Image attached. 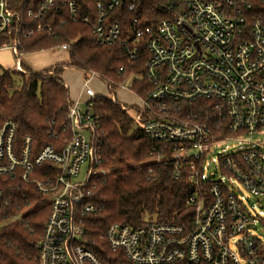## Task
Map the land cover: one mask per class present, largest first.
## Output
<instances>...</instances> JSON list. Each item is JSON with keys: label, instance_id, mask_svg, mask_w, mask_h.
<instances>
[{"label": "built area", "instance_id": "1", "mask_svg": "<svg viewBox=\"0 0 264 264\" xmlns=\"http://www.w3.org/2000/svg\"><path fill=\"white\" fill-rule=\"evenodd\" d=\"M27 1L0 0V51H11L17 61L20 38L50 31L41 20L48 9L88 22L74 0ZM120 5L134 7L132 0L96 1L91 30L99 44L119 39L121 28L107 14ZM165 8L170 15L155 27H135L127 47L131 59L141 44L144 49V95L133 106L112 101L154 143V159L168 163L175 180L190 183L185 205L191 213L183 221L147 218L140 228L114 222L104 238L117 253L115 264H264V239L257 234L264 232V139L245 138L264 131V0H178ZM54 49L68 51L69 44ZM94 78L101 76L84 71L89 100L70 102V137L60 149L47 144L31 154L32 139L26 137L16 153L15 123L0 126V182L6 175L19 177L50 206L37 264H103L86 247V216L96 212L88 202L91 180L105 173L89 86ZM45 164L52 173L33 176ZM0 199L7 203L2 183Z\"/></svg>", "mask_w": 264, "mask_h": 264}, {"label": "trees", "instance_id": "2", "mask_svg": "<svg viewBox=\"0 0 264 264\" xmlns=\"http://www.w3.org/2000/svg\"><path fill=\"white\" fill-rule=\"evenodd\" d=\"M96 1L74 0L77 13L87 14L88 22L72 21L70 15L54 7L41 19L50 26V31H35L30 37L20 38V53L69 44L68 62L56 66L54 77L27 69V74L10 69L0 73V126L6 120L15 123L16 153L22 149L26 137L32 139L31 154H37L47 144L60 149L70 137L67 113L71 100L61 78L64 67L95 71L110 83L111 92L119 83L142 75L146 59L142 44L136 59H131L127 52L134 28L155 27L158 21L170 15L165 5L178 0H132V10L120 5L109 11L108 20L116 21L121 28L119 39L111 45L99 44L91 30L97 17ZM131 88L138 96H143L147 84L144 80L134 81ZM93 110L100 119L99 166L105 173L91 180L88 202L95 206L96 212L86 216V247L103 264H115L117 253L104 238V231L111 223L140 228L147 218L183 221L191 213L185 200L193 188L185 177L175 180L168 163L154 159L151 154L154 143L135 126L119 104L95 96ZM51 173L49 165L45 164L35 168L33 176L41 178ZM4 178L0 183L8 200L2 205L0 199V264H37V242L50 206L45 202L19 217L18 213L39 204L45 197L33 184L19 177L6 175ZM17 215L18 218H13Z\"/></svg>", "mask_w": 264, "mask_h": 264}, {"label": "rangeland", "instance_id": "3", "mask_svg": "<svg viewBox=\"0 0 264 264\" xmlns=\"http://www.w3.org/2000/svg\"><path fill=\"white\" fill-rule=\"evenodd\" d=\"M55 51L58 54H65L64 52L57 50V49H55ZM24 53H26V52H24ZM28 53H30V52H28ZM50 54L51 53L46 54L44 52H39V53L35 54L33 59L34 60L38 59V58L44 59L47 56H49ZM0 60L4 61V63L10 62L12 67L15 64V62H14L15 57L9 51H1L0 52ZM17 71L23 72L24 74H27L25 69H24V71H19V70H17ZM1 72H2V70L0 68V73ZM45 73H48V72L45 71ZM53 74L55 75V72ZM62 78L64 81H66L69 84L70 91L78 93L79 99L81 100L79 102L84 103L85 101L89 100V97L86 95V93L83 89V80H84L83 79L84 78V71L83 70L78 69L76 67L67 66V68H65L63 70ZM134 81L142 82L143 81L142 75H136V76L129 78L127 81H125L123 83V86L121 83H119L120 85L119 84L116 85L115 89L112 92L110 90H108L107 85L104 83L102 78H94L90 82L89 86L93 89L96 97H106L107 99L111 100V96H113L115 98V100H117V102H119V103L126 104V105H132V104H138L140 101L139 96L131 88V84ZM245 138H255L258 140L264 139V131L260 132L258 135H255L254 137H245ZM229 144L231 147H234L235 142L230 141ZM83 174H84V171L82 170L81 177H83ZM45 199H46V197H45ZM45 202H46V200L40 202L37 205L30 206L28 209L23 211L20 215L23 216L26 212L31 211V210L35 209L36 207H39L40 205L44 204ZM257 234L261 239H264V232H262V233L258 232Z\"/></svg>", "mask_w": 264, "mask_h": 264}, {"label": "crops", "instance_id": "4", "mask_svg": "<svg viewBox=\"0 0 264 264\" xmlns=\"http://www.w3.org/2000/svg\"><path fill=\"white\" fill-rule=\"evenodd\" d=\"M3 51H9V50H3ZM60 51L64 52L65 54H58L54 48L43 49L37 52L22 53L18 61L15 59L14 61L15 64L13 65V67L11 66L10 62L4 63V61L0 60V68L2 71L7 70V69L15 70V71L27 69L32 72L50 71V70H53L56 66L68 62V51H65V50H60ZM9 52L12 54L11 51ZM39 52H44L46 54L51 53V54L44 59L38 58L34 60L33 57L35 56V54ZM65 68H67V66L64 67V69ZM61 78H62V75H61ZM63 83L65 87L69 90L70 100L71 101H81L79 99L78 93L70 91V86L66 81L63 80ZM113 98L114 97L111 96V100Z\"/></svg>", "mask_w": 264, "mask_h": 264}]
</instances>
